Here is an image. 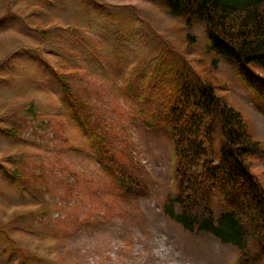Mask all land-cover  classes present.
<instances>
[{"label": "rangeland", "instance_id": "rangeland-1", "mask_svg": "<svg viewBox=\"0 0 264 264\" xmlns=\"http://www.w3.org/2000/svg\"><path fill=\"white\" fill-rule=\"evenodd\" d=\"M206 34L144 0H0V264H236L233 247L163 215L172 146L142 123L155 91L176 79L172 64L151 60L152 46L172 47L174 59L192 45L187 59L227 86L264 143L261 104L230 61L206 52ZM80 104L87 137L72 117ZM91 131L126 166L142 157L150 196L120 202L90 157ZM254 171L264 181V159Z\"/></svg>", "mask_w": 264, "mask_h": 264}, {"label": "trees", "instance_id": "trees-1", "mask_svg": "<svg viewBox=\"0 0 264 264\" xmlns=\"http://www.w3.org/2000/svg\"><path fill=\"white\" fill-rule=\"evenodd\" d=\"M147 1L190 27L205 25L208 49L234 63L264 108V0ZM174 61L181 71L174 66L170 92H156V112L146 121L149 129L169 134L176 158L175 189L163 213L185 231L210 233L235 247L239 264H264V181L253 170L264 157V146L245 115L222 96V86L190 63ZM73 117L88 133L87 123ZM90 137L95 139L93 133ZM98 147L93 146L98 161L121 202L147 192L139 168L126 166ZM215 199L224 209L219 217Z\"/></svg>", "mask_w": 264, "mask_h": 264}, {"label": "bare ground", "instance_id": "bare-ground-1", "mask_svg": "<svg viewBox=\"0 0 264 264\" xmlns=\"http://www.w3.org/2000/svg\"><path fill=\"white\" fill-rule=\"evenodd\" d=\"M223 184V183H222ZM231 186V185H230ZM230 190V189H229Z\"/></svg>", "mask_w": 264, "mask_h": 264}]
</instances>
